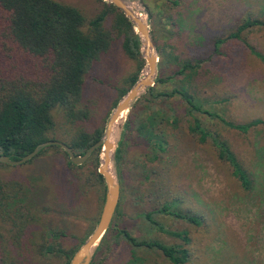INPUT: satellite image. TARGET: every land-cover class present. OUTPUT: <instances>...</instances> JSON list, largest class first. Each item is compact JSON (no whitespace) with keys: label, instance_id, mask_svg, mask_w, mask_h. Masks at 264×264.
I'll list each match as a JSON object with an SVG mask.
<instances>
[{"label":"rangeland","instance_id":"1","mask_svg":"<svg viewBox=\"0 0 264 264\" xmlns=\"http://www.w3.org/2000/svg\"><path fill=\"white\" fill-rule=\"evenodd\" d=\"M57 1L91 17L102 8L103 0ZM127 1L134 9L146 12L153 44L161 49L150 87L163 92L172 87L187 89L194 103L232 123L264 119V27L248 28L240 39L227 37L243 11H249L252 17L260 16L264 0ZM111 17L109 13L106 27ZM111 33L108 50L92 64L84 78L79 105L88 115L79 126L85 131L101 128L102 133L120 97L118 91L136 68L121 48V37L114 30ZM216 38L225 39L215 46ZM241 39L260 54L250 53ZM173 56L176 60L198 63L194 71L175 75ZM143 65L144 60L137 76L143 73ZM157 77L170 78L157 82ZM148 89L117 120L113 171L119 185L118 200L89 264H170L158 248L132 246L120 231L135 240L185 247L188 256L181 264H264V126L239 134L214 115L195 111L192 115L209 133L205 142L199 143L188 131L190 115L185 103L176 95L154 98L155 91L148 93ZM156 111L159 113L153 125L155 136L148 139L138 133L137 126L146 121L147 114ZM53 119L54 129L49 137L67 140L75 125L64 121L57 107L53 109ZM210 135L230 141L250 180L249 189H241L229 167L216 158ZM41 149L27 162L0 164L3 180H15L24 186L25 196L16 198L18 212H26L31 205L26 203H32L30 214L34 219L28 239L24 236L26 241L23 233L29 230L18 231L22 234L20 240L11 241L9 236L14 232L4 235L3 228L0 229V251L9 259L16 257L14 248L21 251L29 242L33 252L42 239L43 244L56 243L63 251L75 250L94 227L102 205V178L97 180L94 175L98 153L94 166L91 159L68 164L60 147L47 145ZM164 203L169 210L187 212L190 217L202 214V220L197 225L158 212ZM146 213L163 229L184 230L188 241L159 231L144 217ZM35 250L27 264H62L65 260L58 253H52L50 258V254L39 256Z\"/></svg>","mask_w":264,"mask_h":264},{"label":"trees","instance_id":"2","mask_svg":"<svg viewBox=\"0 0 264 264\" xmlns=\"http://www.w3.org/2000/svg\"><path fill=\"white\" fill-rule=\"evenodd\" d=\"M101 3L102 8L99 11L91 17H86L76 7L57 0H0V154L6 155L9 159H16L31 151L37 143L53 139L49 137V133L54 129L53 109L55 107L60 109L64 121L72 126L75 125V129L69 132L68 139L63 141L73 153L81 155L99 138L101 128L93 131L80 128V123L87 118L88 114L87 110L79 104L85 75L92 64L108 50L113 39L112 30L121 37L120 44L125 55L136 64L135 70L126 77L125 86L118 91V96H121L136 80L138 70L143 64L139 39L132 30L130 22L112 4L104 1ZM259 12L260 16L252 17L249 11H243L227 37L240 39V34L244 30L251 27H264V3ZM109 13L112 17L109 27H106L104 22ZM223 39L225 38H216L213 41L214 45H218ZM241 41L250 53L260 54L246 40L241 39ZM154 46L161 55L160 47L156 44ZM173 63L176 66L173 74L182 75L187 71H194L198 61L191 63L186 59L176 60L173 56ZM168 78L170 77L164 79L157 77L155 80L164 82ZM182 80L185 79L182 78ZM186 90H182V87H172L169 91L163 92L149 87L147 92L155 91L154 98L173 95L179 97L185 103L186 111L190 115L188 131L196 136L199 143L205 142L209 133L199 118L192 115L195 111L214 115L223 125L242 133L253 125L264 124V120L261 119L232 123L220 116L217 117L215 113L203 109L198 102L194 103V98ZM157 113L159 112L147 114L146 121L138 123V133L145 134L148 139L155 136L153 125ZM210 139L216 158L229 167L231 176L238 182L241 189H249L248 175L228 144L216 135H210ZM53 146L59 148L57 145ZM98 150L99 148L94 149L87 158L91 159L94 166ZM41 151L42 149L37 154ZM61 152L67 157L63 150ZM68 164H70L69 161ZM94 175L97 180H101V176L96 171ZM23 189L24 186L18 185L15 180H3L0 177V229L3 228L4 235L14 232L9 236L11 241L20 240L22 234L18 231L29 230L27 234L23 233V238L25 236L28 239L34 227L33 215L30 214L32 203H22L25 207V203L31 204L29 210L24 213H19L17 209L16 198L25 196ZM167 206V203H164L157 211L197 225L202 220L203 215L200 213L201 217L198 215L190 217L187 216V212L169 210ZM144 217L159 231H166L168 234L180 236L183 241H188L184 230L169 231L150 219L149 214H144ZM11 228L15 231H9ZM3 231H0V238L3 236ZM120 232L132 246L146 245L158 248L170 264H181L187 259L188 251L181 245L135 240L125 231ZM43 240L40 241L42 244L36 246V250L33 249V252L35 250V254L39 256L50 254L49 258L52 253H58L59 256L65 257L62 264H67L74 250L63 251L56 243L44 242L43 244ZM26 243L27 245L22 247L21 251L20 248L12 249L16 255L14 259H9L0 251L3 253L0 256V264H24V262L27 264L33 252H30L29 242Z\"/></svg>","mask_w":264,"mask_h":264},{"label":"water","instance_id":"3","mask_svg":"<svg viewBox=\"0 0 264 264\" xmlns=\"http://www.w3.org/2000/svg\"><path fill=\"white\" fill-rule=\"evenodd\" d=\"M103 1H107L112 4L121 12L130 22L133 31L138 36L140 54L144 60L142 68L143 73L138 75L131 86L119 97L107 117L104 129L99 138L89 145L81 155L73 153L64 142L56 139H48L39 142L32 148L31 151L16 159H9L6 155L0 154V163L16 165L32 158L41 148L47 145H57L66 153L69 162L72 164H80L87 159L94 149L99 148L98 166L96 171L101 176L103 182L102 205L94 227L71 254L67 264H89L92 251L110 222L119 194V185L113 171V149L117 140V137H115L116 123L122 112L130 106L135 98L145 89L152 86L156 72L157 51L154 47L150 31L148 29V24L145 18L146 12L140 8L139 12L142 17L139 19L133 14L132 10L125 5L123 0ZM114 122L115 125L113 133L111 134ZM118 127H120V125H118Z\"/></svg>","mask_w":264,"mask_h":264},{"label":"crops","instance_id":"4","mask_svg":"<svg viewBox=\"0 0 264 264\" xmlns=\"http://www.w3.org/2000/svg\"><path fill=\"white\" fill-rule=\"evenodd\" d=\"M261 120H264V119H261ZM258 125H263V126H264V124H262V123H258V124H256V125H253V126H251L250 128H248L246 132H249L250 130H252L253 128H255V127L258 126ZM224 126H225V125H224ZM226 127H228V126H226ZM228 128H230V127H228ZM230 129L234 130L235 132H237V133H239V134H243L242 132H240V131H238V130H235V129H233V128H230ZM219 138H220V137H219ZM220 139L224 140V141L228 144L230 150H231L232 153L234 154V151L232 150L231 146L229 145V142H230V141H228V140L225 139V138H220ZM234 155H235V154H234ZM235 157H236V155H235ZM236 159H237V157H236ZM237 160H238V159H237ZM238 161H239V160H238ZM252 184H253V183H252Z\"/></svg>","mask_w":264,"mask_h":264},{"label":"bare ground","instance_id":"5","mask_svg":"<svg viewBox=\"0 0 264 264\" xmlns=\"http://www.w3.org/2000/svg\"><path fill=\"white\" fill-rule=\"evenodd\" d=\"M123 1H124L125 5H126L130 10H132L133 14H134L136 17H138L139 19H141L142 16L140 15L139 10L134 9V7H133V5H132L131 3H127V2H128L127 0H123ZM126 1H127V2H126ZM114 125H115V122H114L113 125H112L111 134L113 133Z\"/></svg>","mask_w":264,"mask_h":264}]
</instances>
